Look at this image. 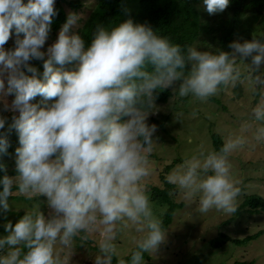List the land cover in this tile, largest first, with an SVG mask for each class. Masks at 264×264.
Instances as JSON below:
<instances>
[{
  "label": "clouds",
  "instance_id": "9594fccd",
  "mask_svg": "<svg viewBox=\"0 0 264 264\" xmlns=\"http://www.w3.org/2000/svg\"><path fill=\"white\" fill-rule=\"evenodd\" d=\"M229 2L201 0L209 15ZM55 15L54 0H0V75L6 74L0 78V106L18 113L8 128L15 129L19 145L17 174L0 176V210L9 208L6 198L14 192L29 199L42 194L50 210L45 215L33 203L14 224H4L0 264H70L76 242L85 245L93 232L99 237L93 264H114V258L115 264H145V254L154 255L167 232L142 182L156 141V125L146 123L157 111L154 90L171 87L179 97L204 100L243 78L259 96L251 116L264 122V70L257 71L264 63V38L233 40L231 51H199L128 18L97 24L85 47L80 35L68 34L79 19L69 12L56 40L41 51ZM10 30L15 46L6 50ZM237 54L241 61L250 57L244 72ZM45 55L38 77L28 61ZM36 96L41 100L32 102ZM253 139L264 141V123L257 124ZM244 143L243 136L230 134L219 149L184 159L165 179L188 200L196 197L199 213H235L241 189L228 156ZM7 147L0 132V155ZM129 229L134 247L125 260L116 240Z\"/></svg>",
  "mask_w": 264,
  "mask_h": 264
},
{
  "label": "rangeland",
  "instance_id": "374dc122",
  "mask_svg": "<svg viewBox=\"0 0 264 264\" xmlns=\"http://www.w3.org/2000/svg\"><path fill=\"white\" fill-rule=\"evenodd\" d=\"M56 1L54 0V4ZM59 1L66 14L69 12L79 14V19L69 26V35L73 34L90 15L96 2L95 0H77L81 7L73 9L67 2L74 0ZM57 34L58 31L53 33L49 27L48 36L41 51H46L47 47L56 40ZM19 35L22 37L23 34ZM262 36H264V30L260 29L258 18L248 13L238 15L233 40L243 42L253 37L262 39L264 38ZM15 38L16 34L10 30L9 39L3 47L7 50L8 45L15 46ZM193 46H196L199 51L216 49L211 43ZM43 58H46V55ZM249 62L250 57H243L241 61L237 54L236 63L241 67L242 72L246 71L245 64ZM260 70H264V63L257 69V71ZM26 74L31 75V73ZM3 75H0V78H3ZM167 89L171 92L168 101L159 103L154 100L157 111L149 113L146 117V123L156 125L153 133L156 141L149 154L150 173L142 180L149 198L148 186H162L159 174L167 165L169 167L172 164V167L163 173L164 177L184 159L199 151L215 150L211 139L212 133L217 134L222 143L230 134H239L245 138V143L228 156L231 176L239 181L238 186L241 189L237 197L238 206L245 196L254 194L264 198V141L257 142L253 139L257 124L264 122L255 121L251 116V108L255 106L259 96L255 100L253 97L255 94L248 81L242 78L234 86L225 85L216 94L204 100L191 95L179 97L174 89L171 87ZM12 98V94L6 97L9 104ZM40 100L41 97L36 96L32 102ZM13 114L18 113L5 110L0 106V116L5 118V124L9 116ZM245 124L248 127H244ZM173 160L175 161L172 163ZM5 162L9 167L15 166V156L5 158ZM12 162L14 163L11 165ZM174 187L176 192L171 194L172 199L175 203L182 205L174 212L171 223L166 229V238L158 246L156 253L152 256L145 254V264H251L252 260H254L253 264H264V234L243 246H236L230 242L219 249H214L209 243L219 233L242 239L264 230V212L249 214L246 211L248 208H245L241 210L242 213L236 215L235 213L225 214L212 208L205 213H199L196 211L198 199L194 197L188 200L183 190L176 185ZM34 197H37L38 201L7 200L9 208L2 215L3 217H0V226L4 228L6 222L14 224L19 219L17 214L24 213L25 209L31 207L33 203H36L39 210L47 215L50 210L46 204V197L42 194ZM150 203L154 214L161 219L166 206L157 204L151 199ZM228 219L230 222L223 225V222ZM130 234L131 229L118 235L116 246L120 257L127 256L134 247ZM98 238V235L93 232L90 243L76 246L70 258V264H93L92 256L98 250L96 248Z\"/></svg>",
  "mask_w": 264,
  "mask_h": 264
},
{
  "label": "trees",
  "instance_id": "16d2710c",
  "mask_svg": "<svg viewBox=\"0 0 264 264\" xmlns=\"http://www.w3.org/2000/svg\"><path fill=\"white\" fill-rule=\"evenodd\" d=\"M95 6L90 15L82 22L74 33L81 36L84 40L85 47L90 44L93 33L97 24L104 26H112L122 22L125 19L131 18L133 23H143L151 26L158 35L166 36L170 41L185 45H205L207 43L214 44L215 48L223 51H231L228 45L233 41L236 20L239 14L248 13L258 18L260 29L264 30V0H230L224 10L219 13L209 15L201 4V0H95ZM69 7L78 9L81 7L77 0L68 1ZM56 15L50 23V30L55 33L59 31L64 23L67 14L65 13L60 1L57 0L54 4ZM13 45H8V48H13ZM44 58H32L28 61L30 65L36 68V74L39 77L42 72V61ZM75 62H73L74 64ZM73 65H65L66 68ZM188 65H186V68ZM171 96V92L165 89L154 90V100L159 103H165ZM258 94L253 96L255 100ZM14 115V114H13ZM13 115H10L7 123L0 132H4L8 140V147L5 154L0 155V163L4 168L0 170V176L8 175L15 176V166L9 167L5 162V158L14 157V149L18 147V138L15 129H9L8 125L11 122ZM212 144L217 150L223 144L219 136L215 133L211 134ZM150 156V155H149ZM175 160L172 161V163ZM14 162L11 163V165ZM172 164L165 167V170L159 174V179L162 181V186H148L150 190V199L157 204L165 205V211L161 218L162 226L167 229L171 223L174 212L181 207L182 204L175 203L172 199V193H175L174 184L167 182L163 173L170 169ZM15 186H13L14 189ZM243 189V188H242ZM7 200L30 202L38 201L37 197L31 199L22 194L13 193L9 195ZM248 208L246 211L249 214H259L264 212V198L260 195L245 196L243 202L237 207L236 215L242 213V209ZM6 211L0 210V217ZM24 213H18L22 216ZM230 219L223 222L227 225ZM0 234L7 235L4 228L0 226ZM264 234V230L248 235L242 239H235L223 233H219L217 237L212 238L209 242L211 247L219 249L227 243H232L236 246H243L255 240L260 235ZM93 240V239H92ZM96 240V239H95ZM85 243H90V239ZM79 246V242H76ZM127 259V256L121 257ZM254 260L250 263L253 264ZM115 264V258H114Z\"/></svg>",
  "mask_w": 264,
  "mask_h": 264
}]
</instances>
